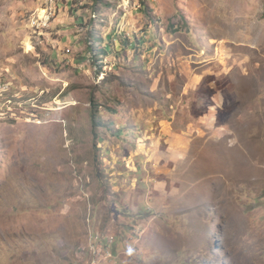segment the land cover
<instances>
[{"label": "rangeland", "instance_id": "1", "mask_svg": "<svg viewBox=\"0 0 264 264\" xmlns=\"http://www.w3.org/2000/svg\"><path fill=\"white\" fill-rule=\"evenodd\" d=\"M59 3L0 0V264H264V0Z\"/></svg>", "mask_w": 264, "mask_h": 264}, {"label": "built area", "instance_id": "2", "mask_svg": "<svg viewBox=\"0 0 264 264\" xmlns=\"http://www.w3.org/2000/svg\"><path fill=\"white\" fill-rule=\"evenodd\" d=\"M38 3L36 12L32 15L29 21L30 26V38H34L39 34H42L50 27L52 20L56 16L58 9V0H35ZM11 83L6 82L2 79L0 75V98H3L6 93L10 90ZM10 102V101H9ZM5 107V104L2 108ZM97 243L99 245L91 246V252L94 256V260L91 264H106L108 260L113 258L112 246L114 240L109 238L103 242L99 241L97 238ZM104 252L106 256H103L101 252ZM108 257V258H107Z\"/></svg>", "mask_w": 264, "mask_h": 264}, {"label": "crops", "instance_id": "3", "mask_svg": "<svg viewBox=\"0 0 264 264\" xmlns=\"http://www.w3.org/2000/svg\"><path fill=\"white\" fill-rule=\"evenodd\" d=\"M58 5H60V3H59V0H58ZM255 14V12L253 13V14H250V13H248V15H254ZM254 17V16H253ZM218 21V20H217ZM251 21H252V26L251 27H255L256 25V22H255V20H254V18L253 19H251ZM218 22H220V24H218L217 23V25L216 26H220L221 25V27L223 26L224 27V25H223V23L221 22V21H218ZM264 24V23H263ZM206 26V25H205ZM230 27L231 28H233L231 25H230ZM207 28L208 29H212V27L210 26V25H208L207 26ZM218 31H220V32H222V33H224L225 32V28L224 29H218ZM229 39H231L230 37L228 38V40ZM227 39L226 38H223V37H221L220 39H218L217 40V44H213V46H214V50L213 51H211V52H209V56L208 57H205V56H207V53L206 52H203V63H205V62H207L206 60L208 59V60H210V65H212V64H215L217 61L222 65V66H224V65H228V63H229V60L228 59H225V58H223L222 56H226V54H225V50L223 51V50H221V48H220V42H224V41H226ZM210 44H212V43H210ZM212 46V45H211ZM215 61V62H214ZM211 68H209L208 70H206V72H208L209 70H210Z\"/></svg>", "mask_w": 264, "mask_h": 264}, {"label": "clouds", "instance_id": "4", "mask_svg": "<svg viewBox=\"0 0 264 264\" xmlns=\"http://www.w3.org/2000/svg\"><path fill=\"white\" fill-rule=\"evenodd\" d=\"M112 254L113 257H119L120 255H115L117 253H120V251L117 249V240H114L113 246H112Z\"/></svg>", "mask_w": 264, "mask_h": 264}]
</instances>
